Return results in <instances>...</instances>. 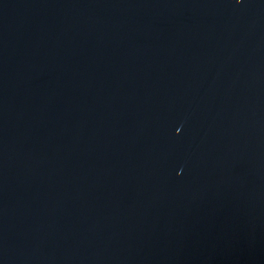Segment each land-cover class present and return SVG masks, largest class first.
Here are the masks:
<instances>
[{
  "label": "water",
  "instance_id": "obj_1",
  "mask_svg": "<svg viewBox=\"0 0 264 264\" xmlns=\"http://www.w3.org/2000/svg\"><path fill=\"white\" fill-rule=\"evenodd\" d=\"M0 264H264V0H0Z\"/></svg>",
  "mask_w": 264,
  "mask_h": 264
}]
</instances>
